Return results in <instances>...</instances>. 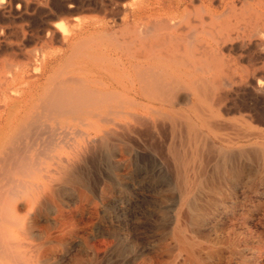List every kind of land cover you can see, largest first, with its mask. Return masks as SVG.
Returning a JSON list of instances; mask_svg holds the SVG:
<instances>
[{
	"label": "bare ground",
	"instance_id": "6f19581e",
	"mask_svg": "<svg viewBox=\"0 0 264 264\" xmlns=\"http://www.w3.org/2000/svg\"><path fill=\"white\" fill-rule=\"evenodd\" d=\"M164 1L131 0L115 30L56 22L62 46L0 60V264H112L120 243L119 264H264V10L184 7L207 36L196 54ZM165 220L157 244L138 235Z\"/></svg>",
	"mask_w": 264,
	"mask_h": 264
},
{
	"label": "rangeland",
	"instance_id": "374dc122",
	"mask_svg": "<svg viewBox=\"0 0 264 264\" xmlns=\"http://www.w3.org/2000/svg\"><path fill=\"white\" fill-rule=\"evenodd\" d=\"M228 1L230 0H223V3L220 4L219 0H211V1L204 0L205 4H209L210 6L215 7V8H219V6L225 4ZM168 2H172L174 5H178V3L180 2V9H176V7L172 4L174 7H172L169 10L168 14L169 16L173 17V22L176 21L175 23H178L177 34L178 36L182 35L180 36L181 38H185V40H187V35L188 36L190 35L189 32L191 31L193 32L197 30V32L193 33L194 35L192 34L191 37L189 36L190 39L188 38V40L190 41L191 39L192 41L198 40L196 41V46L193 52L196 54L200 53L202 44L199 41L201 40L205 41L207 36L204 33H202L201 27L199 26V22L197 20L187 19L186 14L177 13L178 11H181L184 7H186L188 10L192 9L193 6L198 7L201 3L200 0H168ZM231 2H233V4L237 8H241L242 6H247V5L255 6L257 4L256 6L259 7L261 11L264 10V0H231ZM138 3L139 5L141 4L140 0ZM157 3L165 4V1L157 0ZM191 3H193L192 6H190ZM130 4H132L131 0H0V25H1L0 28H2V26L6 28V29L4 28L5 33H6L5 36L3 37L0 35V60L7 59V64L11 63L15 65L18 59H20V55L22 53L28 52V50H32L31 52H34L36 50H41V48L42 49L46 48L45 49L46 51H50V50H53L54 48L55 49L59 48L61 43L56 41L57 38H58V41H60L59 37H57L58 35L57 33H55V35L52 37L47 36L46 38L45 36V33H46L45 31L47 30L48 31L53 30V32H55V27H53L54 25L52 24L56 22L58 23H60L61 21L62 23L69 22L67 24L72 25L75 22L76 18L77 19L87 18L92 21L95 18L103 17L107 22L108 21L111 22L109 25H111L112 23L113 25H116L114 28L115 30L117 29V26L119 24L122 11L129 9ZM69 5L72 6L70 9L67 8ZM122 6H126V8H123ZM152 7H155V6L146 5V9L148 10L151 9ZM262 14H264V11ZM162 20H164V18H162ZM14 27L21 28L25 32L27 37L25 38L23 42H20L16 40L13 36L9 35L8 32H10L11 34L12 31H14L15 29ZM46 27H47V30H44L46 29ZM255 28H256L257 36H258L257 38L259 39L261 35L260 31L264 29L263 21H261L260 19H257ZM85 35H88V33H86ZM197 38H200V39H197ZM45 42H46V46L43 45ZM8 43L11 44L10 45L11 48L9 47ZM52 43L54 45L58 43L59 46H52L53 45ZM13 49H15L17 52L14 51L15 52L14 53ZM3 50L4 52H2ZM7 51L8 52L12 51V53L16 55L18 54V52H20L19 57L10 56L12 53L8 54ZM223 51L227 52L226 49H224ZM259 52H261L259 51V49L255 50V53H259ZM13 65L12 67H9V69L14 68ZM6 70H8V68ZM172 168H173L172 165L171 166L166 165L162 169H160V173L158 176V181H159L158 183L162 185L164 188H166L167 185H169V183L171 182V180H173V177L171 176L172 175L174 176V172H173L174 169ZM193 174H195V172L191 170L189 172L190 180L192 179ZM192 184L193 183H190V185ZM162 198L164 200V203H163L164 207L160 214L163 217L167 218L170 215L169 210L174 209L179 206V197L174 191L166 190L162 194ZM234 198L236 201L235 209L237 210H241V208L245 207L246 203L249 201L248 197L245 199H242L241 196L238 195V193L234 196ZM141 210L139 211L137 216H139V218L142 220L144 219L147 220L146 218L147 216H145L141 212ZM83 219H85V215H83ZM170 226H171V223L165 220L162 222V225L158 226L157 228H153L146 221L143 227H140V230L144 234H138V235L145 238L146 241H148L147 242L148 245L157 244L158 234H160V232L165 229H169ZM81 228H82L81 225L77 224L76 226L77 234L81 232L80 234H78L79 235L78 237H81L83 241L87 239L86 238L87 233H86V230H82ZM119 246H120L119 247L120 252H122V254L115 255L113 257V260L115 263H112V264L121 263L123 255L126 253H130L131 249L128 246L126 247L122 243H120ZM74 247L77 248V245ZM216 260H217V256L213 253L211 256V259H208V260L205 259L204 262L202 261L199 264H215Z\"/></svg>",
	"mask_w": 264,
	"mask_h": 264
},
{
	"label": "snow or ice",
	"instance_id": "6c2138e0",
	"mask_svg": "<svg viewBox=\"0 0 264 264\" xmlns=\"http://www.w3.org/2000/svg\"><path fill=\"white\" fill-rule=\"evenodd\" d=\"M57 27H60L59 25H57Z\"/></svg>",
	"mask_w": 264,
	"mask_h": 264
}]
</instances>
